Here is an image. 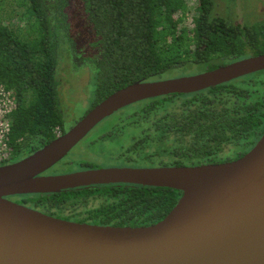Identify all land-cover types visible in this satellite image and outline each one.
Segmentation results:
<instances>
[{
	"label": "trees",
	"instance_id": "16d2710c",
	"mask_svg": "<svg viewBox=\"0 0 264 264\" xmlns=\"http://www.w3.org/2000/svg\"><path fill=\"white\" fill-rule=\"evenodd\" d=\"M12 1L23 9L16 16L25 24L0 18V85L18 104L14 158L42 148L63 126L57 71L65 52L97 71L94 105L137 82L192 76L264 54V20L235 24L214 14V0H195L192 11L188 0ZM117 116L131 118L148 134L138 151L148 154L149 148L161 162L170 161L163 166L232 162L264 134V71L200 92L139 102ZM97 193L101 201L90 219L119 227L157 224L183 195L123 185L42 198L79 207Z\"/></svg>",
	"mask_w": 264,
	"mask_h": 264
},
{
	"label": "water",
	"instance_id": "95a60500",
	"mask_svg": "<svg viewBox=\"0 0 264 264\" xmlns=\"http://www.w3.org/2000/svg\"><path fill=\"white\" fill-rule=\"evenodd\" d=\"M261 71L264 54L201 74L134 83L107 97L62 137L19 162L0 166V264H264V134L232 162L39 177L120 109L200 92ZM116 183L170 188L183 195L165 219L144 227L65 221L6 199Z\"/></svg>",
	"mask_w": 264,
	"mask_h": 264
},
{
	"label": "flooded vegetation",
	"instance_id": "af4514ba",
	"mask_svg": "<svg viewBox=\"0 0 264 264\" xmlns=\"http://www.w3.org/2000/svg\"><path fill=\"white\" fill-rule=\"evenodd\" d=\"M226 19V18H225ZM71 55H74L71 53ZM79 58V57H78ZM88 68H76L73 69L69 75V84L68 87H71L70 81L75 79L80 83L81 87L79 92L76 95H71L70 100L67 101L64 98L62 93V79L59 76V70L57 71V79L60 83L59 86V98L62 107V113L64 116L62 128L57 127L54 134L55 139L62 137L67 132H69L73 127H75L79 122H81L84 117L98 104H95L96 100V74L97 71L91 69L89 65ZM72 77H74L72 79ZM89 88H92L90 90ZM164 97V96H163ZM78 100V101H77ZM151 100V99H148ZM70 102L71 105H76L77 102L83 103L84 108L83 115L73 117V113L68 114L64 109L63 105ZM146 101V100H144ZM102 102V101H101ZM100 102V103H101ZM143 102V101H141ZM139 103V102H138ZM137 104V103H135ZM129 105L123 109L118 110L112 115L103 119L99 124H97L86 136L83 138L77 145H75L67 157L58 161L50 169L41 174L40 178L53 177V176H62V175H71L76 173H82L86 171H94L101 169H122V168H141L144 164L155 165L158 164L160 167L163 166L166 162L170 161L165 160L166 162H161V158L151 155L149 148L145 150L148 154H140L138 151L139 145L145 144V139L148 134L144 132H139L137 126L131 121L129 117H119L116 115L123 112L127 108L135 105ZM17 111V109H16ZM15 111V112H16ZM14 112V113H15ZM11 115V132H12V123L13 115ZM52 140L51 142H53ZM49 142L48 144H50ZM46 144V145H48ZM45 145V146H46ZM43 146V147H45ZM10 147H11V134H10ZM42 147V148H43ZM40 148V149H42ZM35 150L34 152L27 153V155L22 158H14L12 147L11 155L7 162L3 163L0 166H5L19 162L26 157L34 154L39 151ZM174 167V166H170ZM123 185H134V184H101V185H89L83 187H77L67 190H62L59 193H44V194H22L9 196L6 199L20 204L22 206L33 209L37 212L43 213L45 215L51 216L56 219H61L65 221L98 225V226H110V225H100L95 224L93 220L90 219V214L95 208L99 206L101 201L99 193L95 196L84 200V203H81L78 207H70L66 205H54L48 204L44 201L45 198H50L52 195H60L64 193H81L83 191H101L104 188H119ZM41 196L37 200L33 197ZM119 227V226H113ZM131 227V226H123Z\"/></svg>",
	"mask_w": 264,
	"mask_h": 264
},
{
	"label": "rangeland",
	"instance_id": "374dc122",
	"mask_svg": "<svg viewBox=\"0 0 264 264\" xmlns=\"http://www.w3.org/2000/svg\"><path fill=\"white\" fill-rule=\"evenodd\" d=\"M12 2L13 5L9 4V0H0V18L3 20H13L12 22L16 26L23 28L25 23L20 17L16 16V12L19 10L23 12V9H18L16 2ZM188 3L192 11L196 1L188 0ZM214 3V14L226 18L235 24L251 25L264 20V0H214ZM14 7L16 8L15 10ZM75 67L88 68V66L75 55L65 52L61 57L59 76L62 79V93L67 101L70 100L69 97L71 95L75 96L81 87L76 78L73 79L74 77H72L73 80L70 81L71 87H68L69 75ZM91 69L93 68L91 67ZM89 89L92 90V88ZM82 104L77 102V104L73 106L70 102L65 103L64 101L63 107L68 114L73 113V117H79L84 113ZM141 168H160V166L158 164H144Z\"/></svg>",
	"mask_w": 264,
	"mask_h": 264
},
{
	"label": "built area",
	"instance_id": "2783aa9c",
	"mask_svg": "<svg viewBox=\"0 0 264 264\" xmlns=\"http://www.w3.org/2000/svg\"><path fill=\"white\" fill-rule=\"evenodd\" d=\"M18 108L16 98L5 86L0 85V165L11 155V115Z\"/></svg>",
	"mask_w": 264,
	"mask_h": 264
}]
</instances>
